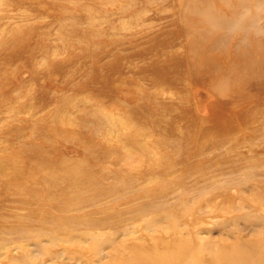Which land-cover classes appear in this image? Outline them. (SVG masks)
<instances>
[{"label":"rangeland","instance_id":"obj_1","mask_svg":"<svg viewBox=\"0 0 264 264\" xmlns=\"http://www.w3.org/2000/svg\"><path fill=\"white\" fill-rule=\"evenodd\" d=\"M178 245L264 264V0H0V264Z\"/></svg>","mask_w":264,"mask_h":264},{"label":"bare ground","instance_id":"obj_2","mask_svg":"<svg viewBox=\"0 0 264 264\" xmlns=\"http://www.w3.org/2000/svg\"><path fill=\"white\" fill-rule=\"evenodd\" d=\"M202 252L199 248L197 250H192L189 253L187 252L186 245L175 246L174 249L168 250L163 255L159 257L161 260L170 263L175 261L176 263L182 262L181 264H199L201 260ZM182 259L181 261V258ZM128 264V263H127Z\"/></svg>","mask_w":264,"mask_h":264}]
</instances>
